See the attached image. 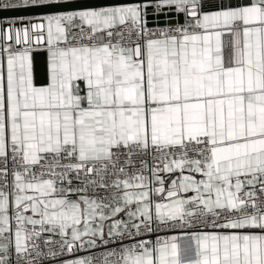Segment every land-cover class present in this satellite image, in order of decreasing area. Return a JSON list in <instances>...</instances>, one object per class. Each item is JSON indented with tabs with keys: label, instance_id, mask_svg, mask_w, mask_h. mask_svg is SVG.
Here are the masks:
<instances>
[{
	"label": "snow or ice",
	"instance_id": "obj_1",
	"mask_svg": "<svg viewBox=\"0 0 264 264\" xmlns=\"http://www.w3.org/2000/svg\"><path fill=\"white\" fill-rule=\"evenodd\" d=\"M0 264H264V0H0Z\"/></svg>",
	"mask_w": 264,
	"mask_h": 264
},
{
	"label": "crops",
	"instance_id": "obj_2",
	"mask_svg": "<svg viewBox=\"0 0 264 264\" xmlns=\"http://www.w3.org/2000/svg\"><path fill=\"white\" fill-rule=\"evenodd\" d=\"M44 69H45V56L44 54L37 55L35 70L41 79L43 78Z\"/></svg>",
	"mask_w": 264,
	"mask_h": 264
}]
</instances>
